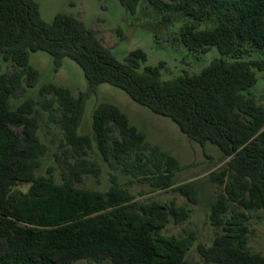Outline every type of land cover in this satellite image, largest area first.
<instances>
[{
	"label": "trees",
	"instance_id": "obj_1",
	"mask_svg": "<svg viewBox=\"0 0 264 264\" xmlns=\"http://www.w3.org/2000/svg\"><path fill=\"white\" fill-rule=\"evenodd\" d=\"M120 1L131 14L150 7L161 24L180 22L181 39L190 50L215 46L222 57L198 73L163 79L162 62L144 64L140 48L117 60L76 15L57 13L45 22L36 0H0V57L13 66L11 71L0 67V264L79 259L95 264H264V254L248 247L247 213H264V107L243 93L256 82L255 70L264 71V0ZM202 22L211 26L198 28ZM37 50L48 52L56 64L71 58L90 89L100 83L121 88L137 103L171 118L189 139L202 146L211 143L228 158L209 173L223 185L208 215L220 230L210 244L198 246L201 263L186 258L194 232H164L169 222L188 218L185 205L134 200L112 173L106 189L81 185L84 175L98 172L87 156L94 144L110 167L142 176L153 188L172 186L189 201L196 199L193 182L173 185L178 159L149 146L144 132L116 105L98 104L91 135L80 133L84 95L42 85L39 93H51L57 103L63 138L55 152L60 177L52 167L41 171L48 148L38 134L35 102L10 103L23 83H36L38 73L28 55ZM19 183L27 188H18Z\"/></svg>",
	"mask_w": 264,
	"mask_h": 264
},
{
	"label": "rangeland",
	"instance_id": "obj_2",
	"mask_svg": "<svg viewBox=\"0 0 264 264\" xmlns=\"http://www.w3.org/2000/svg\"><path fill=\"white\" fill-rule=\"evenodd\" d=\"M42 20L50 22L55 14L67 13L78 16L84 25L94 30L98 40L108 47L112 55L119 61L133 49L140 48L146 54L144 64L156 65L163 63L161 76L171 79L183 74H193L201 71L213 59L221 58L218 49L213 46L202 52L190 50L182 41L179 28L180 22L169 25L161 24L150 7H141L131 14L120 0H36ZM209 22L197 24L198 28L209 27ZM152 28V29H151ZM244 57L245 56L244 54ZM224 58V57H223ZM28 64L37 70V81L32 86L25 83L15 90L10 99L12 107L17 106L27 98L35 102L38 109V134L48 148L44 159L42 172L52 167L59 178L61 161L55 156L59 151L63 132L58 118L60 112L51 93H39L42 85L53 84L67 87L77 96L84 95L83 112L78 126V132L91 135L92 112L103 102L112 103L123 111L129 123L145 134L149 146L156 145L161 151L175 156L180 168L176 171L173 185L193 182L196 187V199L189 201L185 196L166 188H153L142 176H132L123 173L119 168L110 167L104 162L94 144L87 149V156L94 161L98 172L83 176L81 185L97 189H106L110 173L116 176V182L125 186L132 193L134 200H157L168 202L174 200L177 204L189 208L187 219L175 223L169 222L164 232L182 235L192 231L195 241L186 253V258L193 263H201L198 251L199 245H208L219 228L209 221L210 205L217 199L223 185L209 178V173L220 168L228 158L219 149L206 143L204 146L189 139L177 124L169 117L152 112L149 108L134 101L124 90L109 83H100L90 89L81 67L71 58L63 57L59 64L46 51L29 52ZM1 71H11V62L0 57ZM257 80L247 90L253 101L264 107V71L255 70ZM47 100L48 102H45ZM18 188L25 190L27 185L19 183ZM248 213V247L253 252L264 254V213L261 210H249ZM71 264H95L92 260L79 259ZM100 264H108L103 262Z\"/></svg>",
	"mask_w": 264,
	"mask_h": 264
}]
</instances>
